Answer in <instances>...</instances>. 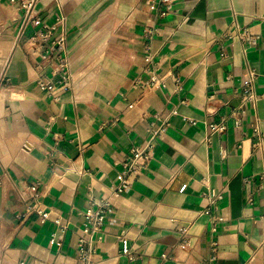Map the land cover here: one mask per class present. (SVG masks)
I'll list each match as a JSON object with an SVG mask.
<instances>
[{
  "label": "crops",
  "instance_id": "obj_1",
  "mask_svg": "<svg viewBox=\"0 0 264 264\" xmlns=\"http://www.w3.org/2000/svg\"><path fill=\"white\" fill-rule=\"evenodd\" d=\"M19 8L0 0V264H80L83 213L108 195L150 124L167 117L146 169L111 201L98 264H208L212 242L215 264H264V150L252 146L255 126L264 130V43L243 54L226 37L245 27L264 41V0H173L167 12L159 0H37L40 18H66L73 89L60 102L35 86L37 60L15 48L26 20ZM152 65L163 81L146 89ZM247 68L259 76L255 100L244 102ZM221 122L226 130L213 134ZM36 184L44 221L27 193ZM209 192L221 194L213 228L200 214ZM183 227L195 248L172 250Z\"/></svg>",
  "mask_w": 264,
  "mask_h": 264
},
{
  "label": "built area",
  "instance_id": "obj_2",
  "mask_svg": "<svg viewBox=\"0 0 264 264\" xmlns=\"http://www.w3.org/2000/svg\"><path fill=\"white\" fill-rule=\"evenodd\" d=\"M20 2L19 10H22L26 16L25 27L33 29L32 34L25 40L22 39L23 31L18 36V42L15 48H21L25 53L31 55L37 60L35 69L37 76L35 79V86L49 98L55 102H60L61 94L63 92L73 89L72 74L70 73V62L67 56V30L66 18L64 16H57L52 21L40 18L34 13V7L37 0H18ZM173 0H159V4L166 7L165 12L170 10V5ZM231 40H237L241 47L242 52L245 54L249 49L257 47L259 44L264 43L261 37L257 34L250 32L248 28L237 27L233 32L226 36ZM22 39V40H21ZM222 57H227V54L221 53ZM45 69H49V76L44 75ZM150 80L144 84L146 89H152L159 85L163 79L155 76L154 65L148 70ZM258 72L253 68H247L245 77L241 86V99L244 102L254 101V84L258 78ZM175 91H179L180 83L177 77L172 78ZM5 83L4 74L0 79V86ZM142 87V86H141ZM133 104L127 106L128 109L132 108ZM176 112L172 111L171 115ZM157 122H152L146 130V137L142 144L134 145L131 147L128 156L121 162V171L119 172L117 181L109 187V193L106 197L93 199L90 202V207L83 213L84 221L78 233H76V253L77 260L80 264H98L96 259L97 244L102 239L104 222L107 212L112 206V200L119 198L125 193L129 187V177L138 175L146 169L150 162L155 146L158 140L163 136L166 128L169 126V117L158 119ZM213 134H220L226 130L225 122L210 126ZM254 136L258 138L252 146L257 150H264V130H259L258 126L253 129ZM29 149L28 146H24ZM248 183V180H244ZM258 190L264 189V172L259 175ZM30 198L35 201L33 211L40 216L41 220L47 219L46 214L39 209L38 199L40 194L37 191V184L28 187ZM208 204L200 212L201 215L208 217L211 228L220 223V217L213 216L211 210L216 207L217 202L221 199L220 193L209 192L204 194ZM247 203L252 202L251 195L246 198ZM54 223L59 227V220ZM62 231H66L67 227L60 226ZM178 240L172 247V250L189 251L194 249L193 238L190 235L189 228L183 227L178 231ZM122 252L129 254L125 240L121 239ZM62 239L57 237L56 234H51L50 244L60 246ZM162 260H172L168 254L161 256ZM216 248L215 243H211L210 256L207 258L208 264H215ZM24 264V263H21Z\"/></svg>",
  "mask_w": 264,
  "mask_h": 264
}]
</instances>
